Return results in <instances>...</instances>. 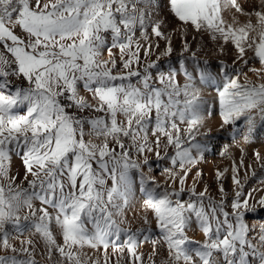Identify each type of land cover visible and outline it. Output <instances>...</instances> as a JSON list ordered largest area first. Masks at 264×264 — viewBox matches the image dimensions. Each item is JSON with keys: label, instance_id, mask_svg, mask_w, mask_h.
<instances>
[{"label": "snow or ice", "instance_id": "snow-or-ice-1", "mask_svg": "<svg viewBox=\"0 0 264 264\" xmlns=\"http://www.w3.org/2000/svg\"><path fill=\"white\" fill-rule=\"evenodd\" d=\"M259 129L264 0H0V264H264Z\"/></svg>", "mask_w": 264, "mask_h": 264}, {"label": "rangeland", "instance_id": "rangeland-1", "mask_svg": "<svg viewBox=\"0 0 264 264\" xmlns=\"http://www.w3.org/2000/svg\"><path fill=\"white\" fill-rule=\"evenodd\" d=\"M258 2H259V0H257V3ZM245 7L248 8V7H251V5H245ZM211 126L213 128L212 136L214 137V139L211 141V143L214 147V151L206 154L204 157V162L201 163V165H200V167L204 170L206 175L211 174L214 171V169H216V168L222 169L224 167H230V160L222 157L220 155V153H221L222 147L224 145H226V144L227 145H233V141L230 139L228 132H218L217 131V125H216L215 118L212 119ZM258 138H260L263 141L262 146H264V129H259L257 131L256 142H257ZM216 142H218V143L221 142L220 143L221 145L219 146L220 148L218 147L217 149H215V146L217 144ZM262 151H264V150H262ZM229 152L235 158H237V159L239 158L240 153H239L238 149L235 148L234 146L229 148ZM241 175H243V173H241ZM259 175H264V173H259ZM252 183H255V181H252ZM229 186H230V181H229Z\"/></svg>", "mask_w": 264, "mask_h": 264}, {"label": "bare ground", "instance_id": "bare-ground-1", "mask_svg": "<svg viewBox=\"0 0 264 264\" xmlns=\"http://www.w3.org/2000/svg\"><path fill=\"white\" fill-rule=\"evenodd\" d=\"M217 143V144H216ZM215 144H216V146H215V149H217L221 144V142L220 143H218V142H216ZM262 145H263V141L260 139V138H258V140H257V142L256 143H254V145L250 148V149H248V151H249V155L251 154V152H252V150H253V148H255V149H258V150H264V147H262ZM220 148V147H219Z\"/></svg>", "mask_w": 264, "mask_h": 264}]
</instances>
